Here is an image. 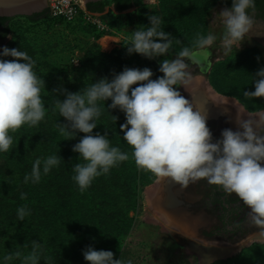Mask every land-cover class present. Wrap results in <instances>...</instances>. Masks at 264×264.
<instances>
[{
    "label": "rangeland",
    "instance_id": "1",
    "mask_svg": "<svg viewBox=\"0 0 264 264\" xmlns=\"http://www.w3.org/2000/svg\"><path fill=\"white\" fill-rule=\"evenodd\" d=\"M73 1L81 6L76 19L53 17L49 7V15L38 20L14 17L8 21V34L0 43V60L14 59L2 55L4 47L20 49L35 61L33 71L45 80V89H41L44 118L36 126L25 124L10 135L13 138H38L46 133L52 138L50 155L63 153L68 163H72V158L78 154L72 151L73 146L85 134L78 132L71 139L60 133L58 124L67 121L55 110L54 101L65 99L64 89L77 92L100 78L111 80L125 67L150 68L154 74L152 79H156L163 75L159 72V62L165 58L175 59L179 51L191 46L197 33L207 35L211 32L219 37L223 25L217 13L231 7L218 0H157L151 5L135 0L131 8L118 11L113 0H105L104 11L94 13L88 10L85 0L84 3ZM248 11L253 25L241 47L234 46L225 52L217 39L210 49L211 54L200 57L199 65L185 61L190 65L192 80L185 89L177 87L182 95L191 86L204 89L215 100L234 103L247 120H260L264 115V97H246L243 93L255 90L254 74L264 68V12L259 9ZM152 14L162 18L161 29L171 34L170 54L154 59L137 53L128 54L124 45L131 32L140 25H149L148 16ZM77 54L82 60L79 66H74L73 59ZM199 80L203 83L199 84ZM97 104L101 114L96 119L93 134L107 132L110 146L129 155L127 161L114 166L122 178L99 197H94L93 205L87 211H67L53 224L44 222L42 228L37 225L35 241L41 245L43 240L67 232L65 251L71 259L69 264H88L83 252L89 246L112 251L114 258L122 259L125 264L129 261L131 264H221L235 258L234 264H264V236L261 234L241 245L238 243L243 238L220 241L230 244L207 243L170 227L158 207L164 178L137 168L132 148L120 130V125L126 122L124 112L119 108L110 109L111 100L98 101ZM87 195L82 196L81 202L92 200ZM48 208V204L41 201L31 203L29 209L31 212L32 209L38 210L42 220L52 215ZM30 211L27 210L24 220ZM75 227L79 229L78 233ZM257 232L264 230L254 233ZM23 255H28L27 251ZM52 257L41 264H59Z\"/></svg>",
    "mask_w": 264,
    "mask_h": 264
},
{
    "label": "clouds",
    "instance_id": "2",
    "mask_svg": "<svg viewBox=\"0 0 264 264\" xmlns=\"http://www.w3.org/2000/svg\"><path fill=\"white\" fill-rule=\"evenodd\" d=\"M254 7V0H232L230 8L217 13L223 25L222 34L217 37L211 32L207 35L197 33L191 46L179 51L175 59L165 58L159 62V72L163 75L156 79H152L154 74L150 68L125 67L111 80L100 78L77 92L63 90L65 99L54 101L55 110L67 121L58 124L60 133L71 139L78 132L85 134L72 148L79 154L78 159L84 161L74 164L72 177L82 193L96 177L109 173L112 167L129 159L127 153L110 146L107 132L93 134L96 119L101 114L97 102L111 100L108 107L119 108L125 114L126 122L120 125V130L132 148V158L138 169L159 178H169L181 189L201 179L219 185L228 194L239 197L250 209L251 221L264 228V135L256 131L264 128V115L255 127L252 121L237 120L238 130L226 128L221 138L213 141L205 112L196 108L177 87L185 89L192 80L190 65L185 61L199 65L200 57L211 54L210 49L217 39L225 52L234 46L241 47L253 25L248 10ZM148 20L149 25H140L131 32L124 45L128 54L137 53L148 59L170 54L171 34L161 29L162 18L152 14ZM2 55L14 58L0 60V152H8L13 144L11 132L25 124L36 126L44 118L41 89H45V80L33 71L35 61L26 52L4 47ZM254 77L255 90L243 94L264 97V68ZM61 160L59 155L43 161L36 159L31 174L24 177L25 183L29 180L38 183L41 167L46 175ZM24 198L22 193L21 199ZM27 214L25 207L17 210L20 221ZM261 235L264 236V232ZM40 249V243L33 241L28 255L12 252L4 256L5 264L13 259H20L22 264H38ZM83 256L88 264H125L122 259H115L112 251L96 250L91 246L84 250Z\"/></svg>",
    "mask_w": 264,
    "mask_h": 264
},
{
    "label": "trees",
    "instance_id": "3",
    "mask_svg": "<svg viewBox=\"0 0 264 264\" xmlns=\"http://www.w3.org/2000/svg\"><path fill=\"white\" fill-rule=\"evenodd\" d=\"M218 1L223 5L231 6L232 4V0ZM113 2L118 11L129 9L136 3L135 0H113ZM254 4V9L264 12V0H254ZM87 8L90 12L101 13L105 9V0L88 3ZM48 15L49 9H46L26 18L38 20ZM11 19L0 17V37L2 40L8 34V21ZM51 139L46 133L38 138L37 136L15 137L9 151L0 152V264H5L4 256L12 252L21 251L22 254L25 251L28 254L31 252L32 243L36 240L37 225L42 228V225L44 227L46 223L53 224L55 220L62 219V215L67 214V211H80V213L87 211L93 205L96 197L109 190L111 184L117 183V180L122 178L118 169L112 167L109 173L96 177L90 187L82 193L72 177L75 175L73 164L77 163L78 160L80 163H84V161L82 158L78 159L79 154H77L72 158V163H68L62 155L63 153H57L56 155L62 158L58 166L53 167L46 175L43 174L41 167L40 181L33 183L29 180L25 183L24 177L31 174L35 160L39 158L43 161L51 156L49 153ZM22 193L25 194L26 198L21 199ZM83 195L91 196L92 200L81 202L80 199ZM69 197L71 198L69 199ZM41 201L47 203L48 209L52 212L50 217L42 220V215L38 210L32 209L31 212L29 209L31 203ZM21 207L30 211L26 220L23 221H20L17 215V210ZM44 222L46 223L44 224ZM76 227L75 231L78 233L79 229ZM258 230H264V228L259 227ZM250 233L252 232L243 234V238ZM67 236V232L65 234L59 233L57 237L43 240L38 264L51 256L54 257H52L53 259H57L59 264H69L71 259L67 257V251H65ZM235 261L236 258L221 264H234ZM8 264H22V262L20 259H13Z\"/></svg>",
    "mask_w": 264,
    "mask_h": 264
},
{
    "label": "flooded vegetation",
    "instance_id": "4",
    "mask_svg": "<svg viewBox=\"0 0 264 264\" xmlns=\"http://www.w3.org/2000/svg\"><path fill=\"white\" fill-rule=\"evenodd\" d=\"M183 96L205 112L213 141L220 139L226 128L238 130L237 120L252 121L254 127L259 122L247 120L234 103L215 100L204 89L191 86ZM256 131L264 135V128ZM162 183L158 207L170 227L207 243L241 240L246 232L258 231L259 226L250 219V209L234 193L228 194L219 185L209 184L206 179L190 183L186 189L169 178H164Z\"/></svg>",
    "mask_w": 264,
    "mask_h": 264
},
{
    "label": "water",
    "instance_id": "5",
    "mask_svg": "<svg viewBox=\"0 0 264 264\" xmlns=\"http://www.w3.org/2000/svg\"><path fill=\"white\" fill-rule=\"evenodd\" d=\"M49 0H0V17H28L37 13H41L48 9ZM103 0H85V3L98 2ZM166 185V183H165ZM190 235L187 232H184ZM262 232L252 233L251 235L243 238L238 245L247 242L249 239L260 235ZM230 244V242H214Z\"/></svg>",
    "mask_w": 264,
    "mask_h": 264
},
{
    "label": "built area",
    "instance_id": "6",
    "mask_svg": "<svg viewBox=\"0 0 264 264\" xmlns=\"http://www.w3.org/2000/svg\"><path fill=\"white\" fill-rule=\"evenodd\" d=\"M145 4H155L157 0H142ZM48 7L50 9L51 16L63 17L67 20L76 19L80 12L81 6L73 0H49ZM82 58L77 54L73 59V65L79 66Z\"/></svg>",
    "mask_w": 264,
    "mask_h": 264
},
{
    "label": "bare ground",
    "instance_id": "7",
    "mask_svg": "<svg viewBox=\"0 0 264 264\" xmlns=\"http://www.w3.org/2000/svg\"><path fill=\"white\" fill-rule=\"evenodd\" d=\"M80 2H82V3H84V0H79ZM202 80V79H201ZM198 83L199 84H201V83H203V81L202 82H200V80L198 81ZM196 85V84H195ZM210 89V88H209Z\"/></svg>",
    "mask_w": 264,
    "mask_h": 264
},
{
    "label": "crops",
    "instance_id": "8",
    "mask_svg": "<svg viewBox=\"0 0 264 264\" xmlns=\"http://www.w3.org/2000/svg\"><path fill=\"white\" fill-rule=\"evenodd\" d=\"M115 7V6H114Z\"/></svg>",
    "mask_w": 264,
    "mask_h": 264
}]
</instances>
